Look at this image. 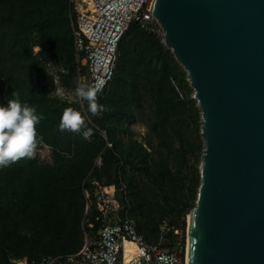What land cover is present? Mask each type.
Here are the masks:
<instances>
[{"label":"trees","instance_id":"obj_1","mask_svg":"<svg viewBox=\"0 0 264 264\" xmlns=\"http://www.w3.org/2000/svg\"><path fill=\"white\" fill-rule=\"evenodd\" d=\"M75 30L69 0H0V104L16 92L21 103L36 106L43 119L34 151H52L50 162L31 157L0 168V264L80 251L99 228L95 205L88 211L99 187L114 186L122 215L129 212L137 233L166 248L178 245L177 231L184 239L196 206L204 152L200 111L164 34L129 29L115 81L98 99L104 111L92 115L86 103L92 135L85 139L60 131L64 109L80 108L52 95L55 77L48 68L60 64L62 86L75 89L78 72L86 71L79 66L84 55L75 54ZM147 101L145 125L156 149L132 138L130 125Z\"/></svg>","mask_w":264,"mask_h":264},{"label":"water","instance_id":"obj_2","mask_svg":"<svg viewBox=\"0 0 264 264\" xmlns=\"http://www.w3.org/2000/svg\"><path fill=\"white\" fill-rule=\"evenodd\" d=\"M204 152L188 264H264V0H155Z\"/></svg>","mask_w":264,"mask_h":264},{"label":"built area","instance_id":"obj_3","mask_svg":"<svg viewBox=\"0 0 264 264\" xmlns=\"http://www.w3.org/2000/svg\"><path fill=\"white\" fill-rule=\"evenodd\" d=\"M69 1L76 15L75 54L77 59L84 55L87 71L86 74L78 72L76 85L83 77V82L99 89V99L115 81L121 58L120 43L129 29L133 25H140L146 30L156 31L155 25L158 23L152 14L155 0ZM48 68L55 77V87H63L59 78V73H65L62 66L53 62ZM66 93L62 101L78 105L85 121H89L85 108L87 101L77 98L74 90H66ZM34 152L33 158L51 161L52 151L48 147ZM97 166H101L100 159ZM93 204L99 228L96 236L88 239L80 251L65 257H44L40 260L11 259V264H188V253L182 243L166 248L162 240L150 244L137 233V226L129 217V212L125 211L122 215L124 209L114 186L99 187L94 200L88 202V211ZM89 228L93 229L94 225H89ZM176 235H180V232L177 231ZM130 245L135 247L133 254L127 253ZM130 255L132 257L128 259ZM164 257L167 259H162Z\"/></svg>","mask_w":264,"mask_h":264},{"label":"clouds","instance_id":"obj_4","mask_svg":"<svg viewBox=\"0 0 264 264\" xmlns=\"http://www.w3.org/2000/svg\"><path fill=\"white\" fill-rule=\"evenodd\" d=\"M83 77L77 82L74 89L75 96L86 100L87 110L90 114L102 113L103 104L98 103L99 89L94 85L83 82ZM55 96L63 100L67 93L63 87H55ZM14 99L0 104V168L8 167L23 158H31L36 146L38 136L36 126L43 119V114H37V107L21 103L19 94L13 92ZM60 131H70L82 134L87 139L92 130L87 128L85 118L81 111L68 107L64 109L59 123ZM162 259H167L164 257Z\"/></svg>","mask_w":264,"mask_h":264},{"label":"rangeland","instance_id":"obj_5","mask_svg":"<svg viewBox=\"0 0 264 264\" xmlns=\"http://www.w3.org/2000/svg\"><path fill=\"white\" fill-rule=\"evenodd\" d=\"M155 29L158 33H163V31L161 30L160 26L159 25H155ZM164 34V33H163ZM36 52L39 51V49H36L35 50ZM79 66L80 67H85V61H80L79 63ZM87 71H82V74H86ZM55 91V90H54ZM53 96H55L54 93H52ZM150 101H147L145 104H144V107L142 108V110H140L138 112V119L133 122L130 127L132 129V132H133V135H132V138L134 140H137L139 141L140 143H146V141H150L153 148L156 149L157 148V143L156 141L152 140L151 138H149L148 136V129L145 125V121H146V117L151 115V103H149ZM128 140V136H124V141H127ZM35 155V152L33 151V155L32 157H34ZM189 218V216H188ZM187 218V220H188ZM88 237H86V241L90 238H94L95 237V234H92L91 232L89 234H87ZM165 242V240H164ZM168 242V241H167ZM184 242V243H183ZM179 243H182L184 245V249L187 250L188 249V223H187V230H186V233L184 234V239L182 237V233H180L179 235Z\"/></svg>","mask_w":264,"mask_h":264},{"label":"bare ground","instance_id":"obj_6","mask_svg":"<svg viewBox=\"0 0 264 264\" xmlns=\"http://www.w3.org/2000/svg\"><path fill=\"white\" fill-rule=\"evenodd\" d=\"M187 223H188V240H189L190 225H191V215H189V218H188V220H187ZM130 247H131V250H130V251L127 250V253H131V254H133V253L135 252V247L132 246V245H130ZM188 252H189V249H187V253H188ZM130 257H132V255H130V256L128 257V259H129Z\"/></svg>","mask_w":264,"mask_h":264},{"label":"crops","instance_id":"obj_7","mask_svg":"<svg viewBox=\"0 0 264 264\" xmlns=\"http://www.w3.org/2000/svg\"><path fill=\"white\" fill-rule=\"evenodd\" d=\"M127 250L130 251V250H131V247L129 246V247L127 248Z\"/></svg>","mask_w":264,"mask_h":264}]
</instances>
